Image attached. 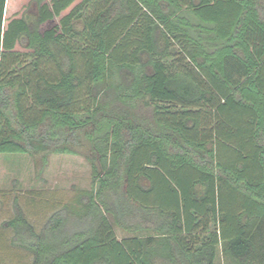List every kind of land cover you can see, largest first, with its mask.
I'll use <instances>...</instances> for the list:
<instances>
[{
  "label": "trees",
  "instance_id": "16d2710c",
  "mask_svg": "<svg viewBox=\"0 0 264 264\" xmlns=\"http://www.w3.org/2000/svg\"><path fill=\"white\" fill-rule=\"evenodd\" d=\"M78 1L5 26L0 0V154L92 171L41 231L16 201L13 244L31 264H264V0Z\"/></svg>",
  "mask_w": 264,
  "mask_h": 264
},
{
  "label": "rangeland",
  "instance_id": "374dc122",
  "mask_svg": "<svg viewBox=\"0 0 264 264\" xmlns=\"http://www.w3.org/2000/svg\"><path fill=\"white\" fill-rule=\"evenodd\" d=\"M27 2L28 0H22L21 3L9 0L4 16L5 26L10 19L19 17L26 11ZM18 50L25 51L22 47H18ZM0 169L9 172H0V219L15 218L16 210L11 206L12 197L8 195L16 192L21 198L18 203L22 204L26 218L37 231H41L55 211L65 204H75L80 192L90 190L92 186L91 166L83 155H51L47 166L38 176L34 161L29 155L0 154ZM3 232L5 236L0 238V245L4 246L2 253L7 254V263H29L33 255L13 244L16 233L14 228L10 227ZM116 233L119 238L126 237L119 229H116ZM20 254H24L21 262L17 260Z\"/></svg>",
  "mask_w": 264,
  "mask_h": 264
},
{
  "label": "crops",
  "instance_id": "0c3cea01",
  "mask_svg": "<svg viewBox=\"0 0 264 264\" xmlns=\"http://www.w3.org/2000/svg\"><path fill=\"white\" fill-rule=\"evenodd\" d=\"M20 1V3H21V1L22 0H17V2H19ZM32 0H28V2L26 3L27 4V6L30 4V2H31ZM8 2H9V0H6V4H8ZM5 10H7L6 9V7H5ZM34 10H35V7L33 6L32 7V9L29 11L30 12V14H34L35 12H34ZM6 12V11H5ZM22 16V15H21ZM21 16H19V17H14L13 19H17V18H20ZM4 19H5V17H4ZM13 19H10L9 21H11V20H13ZM5 21V20H4ZM8 21V22H9ZM47 27V26H46ZM45 27V29H47ZM0 172H4L5 174H9V172L7 171L6 172V170H3V169H0ZM2 183V182H1ZM14 184L16 185L17 184V181H15L14 182ZM20 196H22V195H20ZM8 197H12V204H11V206H13L14 207V205H15V202L16 201H18V199L19 200H21V198L19 197V194H17L16 192H13V193H11V194H9L8 195ZM15 198H16V200H15ZM20 206H21V208H22V204H19ZM23 209V208H22ZM10 221V219H0V238L2 239L4 236H5V233L3 232V231H5V229H9L10 228V226L9 225H7V223ZM203 235H205L204 233L202 234V237H203ZM11 236V235H10ZM6 238V237H5ZM4 240V239H3ZM0 244H2L1 242H0ZM3 248H4V246L3 245H0V264H10V263H7V260H6V253H2V250H3ZM20 256V257H19ZM24 258V254H20V255H18V257H17V260H22ZM21 260H20V262H21ZM32 261V260H31ZM30 261V262H31ZM17 262H19V261H17ZM27 263V264H31V263ZM11 264H16V263H11ZM216 264H233V260L231 259V257L230 256H226L225 254H224V252L222 251V249H221V247H219V249H218V253H217V258H216Z\"/></svg>",
  "mask_w": 264,
  "mask_h": 264
}]
</instances>
